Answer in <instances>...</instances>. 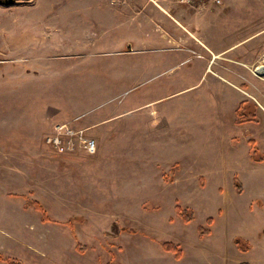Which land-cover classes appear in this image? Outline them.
Returning a JSON list of instances; mask_svg holds the SVG:
<instances>
[{
  "label": "rangeland",
  "instance_id": "obj_1",
  "mask_svg": "<svg viewBox=\"0 0 264 264\" xmlns=\"http://www.w3.org/2000/svg\"><path fill=\"white\" fill-rule=\"evenodd\" d=\"M204 2H0V264H233L264 233V0Z\"/></svg>",
  "mask_w": 264,
  "mask_h": 264
},
{
  "label": "crops",
  "instance_id": "obj_2",
  "mask_svg": "<svg viewBox=\"0 0 264 264\" xmlns=\"http://www.w3.org/2000/svg\"><path fill=\"white\" fill-rule=\"evenodd\" d=\"M168 4L167 6L170 7V10L167 9V11L165 10L164 7H161V10L167 12L170 16H172L173 14H171V10H173L174 8H171V6L174 4L173 0H167ZM159 4V3H157ZM192 9L194 7H191ZM198 8H203V7H198ZM154 10H157L156 8H153ZM195 9V8H194ZM203 10V15L204 13H208L209 10L208 9H202ZM176 13L179 14V12L181 10H175ZM202 13V12H201ZM174 18V17H173ZM175 19V18H174ZM177 21V20H176ZM184 25V24H182ZM187 32H189L193 38L195 35H193L190 30L186 29ZM171 39L177 40L179 42H188V38L182 36V34H172ZM224 50V49H223ZM223 50H217L212 54V57H214L215 55H218L220 52H222ZM254 59L253 58H249L248 63H253ZM238 237L240 238L243 242H245L246 244V248L243 249L239 246V243H237L235 241V238ZM231 239L233 240L235 246H236V258L234 259V263L233 264H264V233H256L255 235H246V236H237L234 235L231 237ZM239 253H241L242 255H238Z\"/></svg>",
  "mask_w": 264,
  "mask_h": 264
},
{
  "label": "trees",
  "instance_id": "obj_3",
  "mask_svg": "<svg viewBox=\"0 0 264 264\" xmlns=\"http://www.w3.org/2000/svg\"><path fill=\"white\" fill-rule=\"evenodd\" d=\"M243 103H239L238 107H237V110H240L241 108V105ZM242 111V109H241ZM248 119H250V117H248ZM240 121V120H239ZM238 122V121H237ZM249 152H250V156L252 159L254 160H263L264 159V153H261L259 152V150L256 148L255 144H254V141L253 139H249ZM234 186H235V190L236 192H241V183L239 181L238 178H234ZM175 211L176 213L180 216V218L184 221V222H188L190 220L193 219L194 217V213L193 211L189 208V207H184V206H181L179 204H176L175 205ZM212 220L213 218L211 216H208L206 219H205V223L207 225L211 224L212 223ZM206 229H204L203 226H199V231L200 232H203L205 231ZM235 241L237 243H239V246L243 249H245L246 247V243L243 242L240 238L236 237L235 238ZM162 247L164 248V250L166 251H171V252H174V255L176 257L180 256V253H181V250L180 248L178 249V247L176 246V244L172 243V242H163L162 244ZM3 257L0 255V260H2ZM10 264H24L20 259H17V258H11L10 259ZM240 264V263H239Z\"/></svg>",
  "mask_w": 264,
  "mask_h": 264
},
{
  "label": "built area",
  "instance_id": "obj_4",
  "mask_svg": "<svg viewBox=\"0 0 264 264\" xmlns=\"http://www.w3.org/2000/svg\"><path fill=\"white\" fill-rule=\"evenodd\" d=\"M176 3H180L186 6H190V7H202L205 2L204 0H173ZM216 3H219L220 0H212ZM67 134V137L70 139V137L72 136H76L83 144V146L87 149L88 152H94L95 150V142L93 139L87 138V137H83V132L82 130H65V128H63L62 126L58 125L55 128V131L52 133L51 136H49L48 140L53 141L55 144L58 145V148L61 150L64 147H66L65 145H62L60 142V134L64 133ZM70 141V140H69Z\"/></svg>",
  "mask_w": 264,
  "mask_h": 264
},
{
  "label": "bare ground",
  "instance_id": "obj_5",
  "mask_svg": "<svg viewBox=\"0 0 264 264\" xmlns=\"http://www.w3.org/2000/svg\"><path fill=\"white\" fill-rule=\"evenodd\" d=\"M255 69H257L258 73L262 72L264 74V61H262V63H260Z\"/></svg>",
  "mask_w": 264,
  "mask_h": 264
},
{
  "label": "water",
  "instance_id": "obj_6",
  "mask_svg": "<svg viewBox=\"0 0 264 264\" xmlns=\"http://www.w3.org/2000/svg\"><path fill=\"white\" fill-rule=\"evenodd\" d=\"M15 0H0V2L2 3H13Z\"/></svg>",
  "mask_w": 264,
  "mask_h": 264
},
{
  "label": "flooded vegetation",
  "instance_id": "obj_7",
  "mask_svg": "<svg viewBox=\"0 0 264 264\" xmlns=\"http://www.w3.org/2000/svg\"><path fill=\"white\" fill-rule=\"evenodd\" d=\"M244 106H245V104H244Z\"/></svg>",
  "mask_w": 264,
  "mask_h": 264
}]
</instances>
